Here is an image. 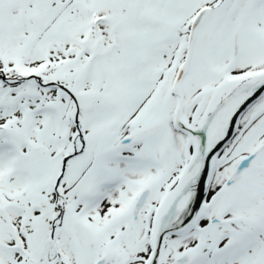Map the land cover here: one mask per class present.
I'll use <instances>...</instances> for the list:
<instances>
[{"label": "snow or ice", "instance_id": "obj_1", "mask_svg": "<svg viewBox=\"0 0 264 264\" xmlns=\"http://www.w3.org/2000/svg\"><path fill=\"white\" fill-rule=\"evenodd\" d=\"M0 264H264V0H0Z\"/></svg>", "mask_w": 264, "mask_h": 264}]
</instances>
